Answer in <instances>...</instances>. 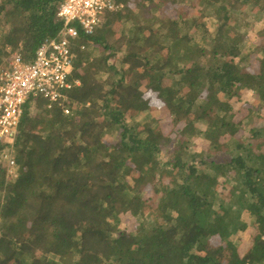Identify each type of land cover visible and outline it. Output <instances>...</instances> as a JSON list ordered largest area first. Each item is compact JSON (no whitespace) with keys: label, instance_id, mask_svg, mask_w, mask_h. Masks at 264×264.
I'll return each instance as SVG.
<instances>
[{"label":"trees","instance_id":"trees-1","mask_svg":"<svg viewBox=\"0 0 264 264\" xmlns=\"http://www.w3.org/2000/svg\"><path fill=\"white\" fill-rule=\"evenodd\" d=\"M60 1H1L0 70L14 53L31 62L57 38ZM156 1L118 0L122 11L79 35L70 114L27 101L9 183L0 142V264H264V152L251 143L264 140V26L249 51L240 33L249 25L242 15L264 14V0ZM167 3L183 6L174 16L154 12ZM208 12L212 34L200 22ZM245 90L257 101L235 120L230 99ZM151 98L169 113L168 134L138 120ZM190 138L211 150H188ZM126 212L142 224L116 233Z\"/></svg>","mask_w":264,"mask_h":264},{"label":"built area","instance_id":"built-area-1","mask_svg":"<svg viewBox=\"0 0 264 264\" xmlns=\"http://www.w3.org/2000/svg\"><path fill=\"white\" fill-rule=\"evenodd\" d=\"M123 7L117 0H61L56 14L62 26L57 38L42 44L31 62L14 53L0 70V142L8 146L2 156L8 177L16 167L14 147L27 101L42 99L47 108L58 105L69 115L66 92L79 85L71 80L76 39L80 34L92 35L108 13Z\"/></svg>","mask_w":264,"mask_h":264},{"label":"rangeland","instance_id":"rangeland-1","mask_svg":"<svg viewBox=\"0 0 264 264\" xmlns=\"http://www.w3.org/2000/svg\"><path fill=\"white\" fill-rule=\"evenodd\" d=\"M2 0H0L1 3ZM161 3L163 2V0H160ZM159 1V2H160ZM158 2V4H159ZM182 3V2H180ZM155 4L157 5V1L155 0ZM183 4H179L178 6H172L171 3H167L164 4L163 6V10L158 11L155 7V13L157 15H163L164 13H167L170 16H174L176 14L175 10H178V8L182 7ZM125 8V6L121 9V11ZM187 12H189V10H186ZM191 12V11H190ZM189 12V14H191ZM242 19H245L249 25L245 26V25H241V29H240V33L243 34V39H242V43L243 46L245 48L246 51H249L251 49H253L257 44H258V39H257V35L256 33L263 28L264 26V14H262L261 12L258 11H254L251 14H247L244 13L242 15ZM206 22L207 24V29L208 32L210 34L214 33V29H215V21L214 18L212 16V14H210L209 12L205 14L204 19L201 18L200 22ZM2 22H0L1 24ZM104 23H102L103 25ZM1 28V25H0ZM129 31H127L126 33H128ZM131 32L128 33V35H130ZM119 36L118 33H116L114 35L115 38H117ZM195 40L200 42L201 39V33L197 32L194 34ZM120 40L123 41V44H125L124 40L121 39ZM126 46V45H125ZM120 57L122 56L121 54H118ZM255 101H257V96L249 91V90H245V91H240L239 97L237 98H231L230 102L232 104V107L234 108L235 111V120H239L242 119L243 117L245 118V116H247V114L250 112L249 110L253 109V106L255 104ZM40 111L38 110V108H32L31 109V114L33 116V118L37 119L40 118ZM254 118H248V119H244V125L246 128H251L253 126V121ZM141 123H145V122H159L160 123V127L163 130L164 133L168 134L172 129H173V124L172 121L169 119V114L167 112H165L164 110H161V108L158 107L157 105V109H155L153 111V116L152 114H144V116H142L139 120ZM261 124L262 119L259 120ZM244 135H248V132L245 131ZM100 138L102 139V141L104 142H109L110 141V137L108 135H104V136H100ZM253 146H257L260 148L261 151L264 152V140H255V141H251ZM184 146H186L188 148V150L192 151V152H196L199 154H203L207 149L211 150V146H209V144L207 143V141H204L200 138H190L188 141H184ZM15 174H17V168L15 167L13 169V176H10V179L6 182H11V181H15ZM145 198L148 200L153 199V192L147 188L146 192H145ZM146 212V211H145ZM142 220L143 218L140 216H136V215H132L128 212L126 213H121L119 216V221L118 224L116 226V233L120 232V231H127V232H135L137 229H139L140 225L142 224ZM148 223L150 222L149 220L147 221ZM115 233V235H116ZM249 230L245 233H237L235 234L234 237V241L235 243L237 242H246V240H248L249 236H248ZM248 236V237H247ZM221 244V243H220Z\"/></svg>","mask_w":264,"mask_h":264},{"label":"crops","instance_id":"crops-1","mask_svg":"<svg viewBox=\"0 0 264 264\" xmlns=\"http://www.w3.org/2000/svg\"><path fill=\"white\" fill-rule=\"evenodd\" d=\"M117 2H118V0H117ZM119 3V2H118ZM120 4H122L123 6L125 5L124 3H120ZM116 12H118V11H116ZM104 24L106 23V17H105V19H104V22H103ZM103 24V25H104ZM129 36V35H128ZM120 37H121V39H123L124 41H125V39L127 38V34L126 35H123V36H121V34H120ZM121 42L123 43V41L121 40ZM126 42V41H125ZM124 42V43H125ZM124 46H125V44H124ZM124 50H122V52H119V54H121L122 56L121 57H123L124 56ZM120 57V56H119ZM118 66H120V64H118ZM140 92L145 96V97H148V96H151V94L152 93H149L146 89H145V87H142L141 86V88H140ZM32 100V99H31ZM157 105H158V107L159 108H161V110H164L165 112H167L168 113V111L162 106V105H160L159 103H158V100L156 101L155 99L153 100V98H151V100H150V109L149 110H147V111H145V112H143V113H141V116L139 117V119L138 120H140V118L142 117V116H144V114H152V116H153V111L155 110V109H157ZM54 107V106H53ZM52 107V108H53ZM60 109H61V111H62V108L60 107V106H58ZM32 108H36L35 107V103H33L32 104V106H31V109ZM45 110H50V109H52V108H47V106H46V104H45ZM24 109V108H23ZM62 113H63V111H62ZM64 114V113H63ZM137 113H133V115H136ZM169 114V113H168ZM65 115V114H64ZM141 123V122H140ZM146 123H153V122H151V121H149V122H145V123H141V124H146ZM199 126H201V125H199ZM204 127V126H203ZM163 131V130H162ZM164 133V132H163ZM164 134H166V133H164ZM203 140V139H202ZM205 141V140H204ZM208 143V142H207ZM15 152V151H14Z\"/></svg>","mask_w":264,"mask_h":264}]
</instances>
